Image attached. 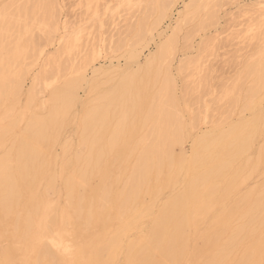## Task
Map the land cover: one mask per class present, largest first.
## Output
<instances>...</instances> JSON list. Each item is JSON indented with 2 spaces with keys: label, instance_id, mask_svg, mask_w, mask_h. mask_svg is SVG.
Here are the masks:
<instances>
[{
  "label": "bare ground",
  "instance_id": "obj_1",
  "mask_svg": "<svg viewBox=\"0 0 264 264\" xmlns=\"http://www.w3.org/2000/svg\"><path fill=\"white\" fill-rule=\"evenodd\" d=\"M14 1L17 4V1L16 0ZM21 1L22 0H20L19 2L20 7L18 6V9L15 6L16 4L13 5L15 7L13 6H12L13 8L11 7L12 10L13 9L15 10V8L17 9V12L12 11L14 12L13 14H11L12 20L5 19L6 15H9L10 13L6 14L3 12V15L5 17L3 15L2 16L4 17L5 20L4 19L1 20L0 18V24L4 25V26L2 25V29L4 27V29L6 31H9V33L12 32L13 34L12 36L14 38V39L12 38V41H4L3 40L4 33L6 32L4 33L2 32L0 34V92H1L0 96L1 97H2V93L6 92L7 90L10 91L9 93L10 95L11 92L13 93V95L15 93L21 94L22 92L24 85L23 82L25 81L24 80L25 77L20 78L21 75H19L18 78L17 77L15 78L14 76L13 80L10 83L9 75L11 72H15L12 71V69L14 70V68L16 69V67L18 68L19 65L21 64L22 54H20L21 52L19 53V51L23 48L20 49L19 47L20 46L19 42L21 41L20 36L22 35V33L28 31L27 28L28 26L30 27L29 22L36 24V25L32 24L33 28L34 26L37 27V24L40 25V27L45 28L42 29L39 27L40 31L38 32L44 30L46 33L47 28H49L48 31L52 32V33L48 32L50 33V35L53 34L54 32L61 31L58 28V26L60 25V23L58 25L59 18L57 19L56 17L60 13L59 12L60 10H57V7L59 5L57 3V0H35L36 2H33V0L32 1L24 0V2ZM170 1L173 0H169V1L150 0L145 4L144 9L142 10L143 11L142 16L139 18L138 22L136 21L137 24L134 27L135 29H131L133 27L131 25L130 28L131 32L135 30L134 33L135 35L132 34L135 37V40L131 42L144 41L142 38L146 37L148 32L150 33L151 31L157 29L161 20L165 16L166 10H168L169 7L171 6V3H173ZM213 1L215 2V0H188V3L182 6L184 12V18L188 16L186 18L188 20L190 14H192L190 13L192 12V10H194V12L195 11L197 12L198 10L204 8H208L209 10H211L209 7L211 6L214 7V5L212 4ZM99 3L101 2H98V4ZM129 3L130 2L128 1L127 4L126 3L125 4L128 5ZM132 5L133 4H131V6ZM141 5L143 4L141 3ZM7 6L6 9H8L9 12H11V10L9 9L11 5H9L8 7ZM131 6L129 5V8ZM255 6H257V4ZM126 8H128V6H126ZM3 11H4V7H3ZM57 12H59L58 15H56ZM84 12L82 11L83 14ZM91 12H93V10ZM36 13L39 14L36 15ZM100 13H102V11H100ZM90 14L92 13H89V15ZM117 15L119 16V14ZM6 18H10V16ZM128 18H126V21L128 20ZM112 19L110 20L111 22ZM186 19H184V21ZM204 20L205 22L209 23L210 14L208 10H206ZM92 22H91L92 24L95 23L94 21ZM95 26L97 28V25ZM90 27L88 26L87 28L88 31ZM81 28L82 27L78 29ZM62 29L64 30L63 31L64 34L63 35L59 34L60 35L59 40L64 41L63 43H65L68 38L70 40L72 37H74L75 39L76 37L78 38L77 32L78 31L82 32L81 31L82 29L76 30L75 31L76 34L74 35L72 34L73 35L72 36L70 33L68 34L67 31L65 32V29H68V27L65 28L63 26ZM83 30L84 32L86 31L85 29ZM31 32L32 30L30 29V31H28L27 33V36L31 35L30 34ZM42 33L43 32H41V34ZM54 35L56 34L54 33ZM156 35H157L156 37L159 38L162 36V32L161 33L158 32V34ZM31 36H29L30 39H27L28 41L24 39V41L26 42V43L24 42L26 45L25 47L28 46V51H27L28 55L27 54L26 55L28 57L30 55L31 56L35 55L34 57L36 58L35 59L36 62V60H39L40 56H42L43 52L41 49H39L40 50L39 52H37L38 50H35L33 52L34 54L33 55L32 53L31 54L29 53L30 52L29 48L31 47L32 50L31 49L30 50L33 51L34 48L39 47L38 43L40 39L37 38L38 39L37 43L36 41L34 43L33 38H35L36 40V37H40V36H36V35L34 36V33ZM44 36L46 37L47 35L45 34L43 35V37ZM173 36L174 33L173 30H171V34L169 35V37L165 38V41L163 40V42L158 45L155 44L156 45V50L154 51L155 53L153 52V55L150 54L151 56L149 57L145 56L143 63L140 62L138 56L139 52L141 51L131 49L127 53L125 52L127 56L126 58L124 56L123 57L126 60V64L132 63L135 65L136 68L133 70L129 65V67L133 71L131 69H128L131 71H126L124 74H122L118 82H116V84L112 88H110L107 92H104L101 95L96 94L98 85L94 80V78H95V74L98 73L99 71L98 68H92L91 77L88 76L89 77L88 78L87 76H85L84 72L81 73L84 67L81 69L79 66V68L81 69L80 72L81 74L73 77L67 76L68 78L64 76L66 79L61 84H56L57 82L53 84L52 82L51 86L49 87V89L51 87L52 89H51V94L48 97L49 110L46 109V111L48 110V113L46 112L47 116L41 117L37 115L36 117H32L31 115H29L30 112L28 111L29 112L28 116L30 117L26 120L24 129H22V133L19 135L20 146L19 143L16 142L19 148L16 151L14 149L13 152L10 151H7V153L4 152L5 155L3 154L2 155L3 157L2 158L0 157V219H1V214L8 215V213H14L12 220L13 233H14L13 238L18 247V251L22 255L21 264H264V182L262 184H259L258 181L257 182L258 185L257 184L254 185L256 187H254V189L252 188L253 189L252 191L250 192L248 191L246 194L242 193V195H240L239 198L236 196L238 198V199L236 198L237 199L236 204H232L231 202H230L231 204H229L226 202L224 198L228 194L230 195L233 194L237 188H240L239 186H242L243 185L242 183H244L246 177H248L245 174V170H244V166L246 165V164L244 165V162L248 158H246L245 161L244 159H241L244 161V162L241 161L243 162L244 166L239 164L241 165L240 166L241 169L243 167L242 170L237 164L239 167V169H237L236 167L238 174L237 173L232 174V172H235L234 170L231 172V175H229L230 172L228 173V169L230 171L233 165L236 164V162L240 160V158L245 156L247 152H249L250 142L253 140L250 139L251 138L250 136L252 134L254 136V134L256 133L254 132V130H256L254 129V127L260 129L258 126H260L261 123L260 122L259 125L257 124L258 126H256L255 125L256 123L254 124L253 122L254 121L253 117H255L256 115V118H258L256 121L259 122L258 120L264 116L260 115L261 113H258L257 111L256 114L252 116V118H250L248 121L239 120L240 123L235 122L237 124V127H235L236 125L235 123L234 125L232 124L234 127L232 128L230 126L232 128L231 130L229 129L227 131L226 129L224 130L220 128V131H217L216 133L214 130L213 131L214 134L213 133L209 134L208 132H204L200 136L198 135L199 136L198 138L196 139L194 138L195 141H193V149L191 148L192 153L191 151L189 152V154L191 153V155L187 156V154L181 147L184 138L182 139V137L180 136V134H182V131L179 128L180 121L178 119V116L176 115V112L174 111V108L176 106L175 104L177 101H176V95L172 87L173 85L175 86V82L171 86L170 84L173 82L170 81L169 83V81L166 79V75L165 74L161 75L165 77H162L164 78L162 83L158 87V90L156 92L154 91L155 93L153 92L154 94L150 98L147 93L145 94L146 88L142 86V84H147L145 81H143L146 78L147 74L149 72L151 73L152 70H155L154 68L156 67L155 65L156 61L159 58L165 59L166 58L165 55H167L168 51H169L168 57H170V54L172 53L173 50L170 51L169 48L171 45H173L172 44L173 39H171ZM18 37H20L19 42L15 40V38ZM49 38L54 39V36L51 35ZM96 38H93V40H96ZM152 38L153 37L149 38L151 39V42L154 41V38L153 39ZM52 39H49V41H51ZM74 40H72L71 42L75 43ZM77 40L76 42H78ZM120 40L118 39L116 42L113 41L115 42V44L113 45H115L114 51L116 50V52L118 50L120 51L121 50L120 48L123 47L124 39L123 41ZM91 42H93L92 46L91 44L89 45L92 48L94 47L95 42L94 41ZM45 43H47V41L44 42V44ZM34 44H36L37 46L35 45L34 47ZM68 44L67 46L66 44H61L60 47L64 48L66 46L67 47L66 49H68ZM97 46L98 45H96V48ZM137 47H139V45ZM58 48H56L57 51H59ZM60 49L62 52L63 49L62 48ZM65 50L63 52H65ZM55 52L56 51H54V53ZM256 52H257L256 53L257 61L254 63V65L252 64L253 65L252 68L255 71L259 72L256 74L259 75V77H254L255 75L254 74L253 75V77L255 78V79L253 78L254 84L251 82V85L253 84L252 89H254V91L256 90V93L259 96V93L261 91H264V47H260ZM59 53L60 51L55 54L59 55ZM125 53L123 55H125ZM34 57L32 59L30 58V60L34 61L33 60ZM49 57L51 56L48 55V58ZM52 57L55 58V56L53 55ZM26 59L29 60V58L27 57ZM45 59L47 60V58ZM45 59H43L42 60L43 62L42 61L41 62L42 63L46 62L44 61ZM79 59L82 61L81 58ZM91 59H93V57H91ZM58 60L59 59L55 58L54 61L57 62ZM85 60L83 58V61ZM94 60L93 61L91 60V63H93ZM109 60L112 61V59ZM26 61H24V64ZM32 61L29 64L35 65L34 64L35 62L33 63ZM54 61L51 62L54 63ZM88 61L89 60L87 59V62ZM111 61L108 62V66H107L108 68L113 66V62ZM47 62L49 63V61ZM78 64L81 65L80 63ZM85 64L91 65L89 63L87 64L84 62L83 65ZM21 65L23 66V64ZM61 65L63 66L62 63ZM28 66L30 67V65ZM50 67L52 68V66ZM76 67H78V65L77 66L75 65V69H77ZM86 67L87 66H85V68ZM60 68L61 67H59V69ZM65 68L66 67H64V69ZM55 69L53 70L54 72H56ZM67 69L65 70L67 71ZM179 69L181 68L179 67ZM41 70L42 68H40L39 71H36V73L32 78V86L36 87L35 90L39 89V87L37 88L39 84H43L41 83V81L43 82L44 79L46 78L48 79L49 76L50 79L53 78V74H54L53 71L51 76L49 73H47L48 71H44L45 70L44 68L42 71ZM48 70L50 71V69ZM72 70H74L73 67ZM164 70L162 71V73L164 72ZM120 71H122V69H120ZM76 72L77 71L74 72L72 71V73L74 74ZM18 73L24 74L25 76V71L22 73L17 72L16 75H18ZM63 74L66 75L64 72ZM12 75H15V73ZM55 75H57V72ZM82 82H85L88 86H90L89 92L92 93V97L89 100V109L86 110L81 117L82 118L81 129L80 126L78 125V128L81 130L79 131L81 133L80 135H78L77 133V136H80V142L82 146H86L87 151L85 153L75 152L73 155L71 154V157L66 163V171L68 169V172L65 178L62 179L64 180L62 184L63 185L62 188H64L65 191L64 205L59 213L60 225L57 229H55L56 225H53L54 217L51 214L52 211L49 212L53 218H50L49 221L46 220L48 219V217L45 218L46 210L51 209L52 207L50 208V206L47 205L48 206L47 209L45 208L46 202L44 195L39 192L33 194L32 189L34 188H31V185H29V183L33 182L36 178L35 172L33 170V165L35 164V162H38L36 161V159L39 158V157L37 158V156L41 154L39 152L41 151V149L44 146V143L48 139L49 132L51 130L53 131L57 130V133L61 131L60 127L62 126L61 124L63 123V121H60L62 122L60 123L58 119L61 118L62 115L66 116L67 114H69L71 110L74 108V106L77 107V104L80 102L77 92L78 89H80L81 87L80 85ZM254 85L259 87L255 88ZM249 88L251 89V87ZM250 89L247 90V92L252 95L251 92H253V90L251 89L252 90L251 91ZM38 91H36L37 95L39 93ZM31 92L29 93L30 95L28 94V99L30 100V104L32 103L31 101H33L32 97L34 95V94L31 95ZM48 92L50 93V91ZM248 93H246L247 96ZM261 96L264 97V94ZM250 97L252 98V96ZM262 97H260L261 98L260 102H262V100L264 99ZM10 98L12 97L10 96ZM251 98L250 100L253 101V98L252 99ZM257 99H259V97ZM5 100H7L6 97ZM246 102L253 104L248 99H246ZM258 103L259 102H257V104ZM2 104H4L3 100H2ZM27 104H29V101L27 102ZM244 104L245 103L243 102V106ZM27 106L29 107V105ZM246 106L244 108L247 109L248 106L247 107ZM252 106L253 105H251V108L254 109ZM260 106L261 107L259 108H262V104ZM239 107L242 106L239 105ZM137 108L140 116H142V118L140 117L142 122L140 124L142 131L148 125L145 134H143L145 135L144 138L140 135L142 137L140 141L142 140L145 144L140 149L139 145L141 144V142L139 144L138 142L139 139H138L137 145L133 143L129 146L127 152L115 156L117 161H119L122 164H125L128 161L130 163L129 169L128 171L126 170L127 172L125 173L124 180L121 183L122 186H120L119 174L116 175L112 171H109V173H107L106 171H104V165H106L107 163L106 160L108 159L110 152H112L114 145L118 140L117 135L120 132H122L125 125L129 123V118L131 117L133 112L136 111ZM42 109L41 111H43ZM10 112L12 113L11 110ZM73 112L75 111H72V113ZM23 115L26 116L25 113H23ZM110 115L114 118L113 120L115 122L114 125H112L113 129H111L109 134L107 135L108 138L106 139L105 137L106 140L101 144L102 146L101 145L98 146L99 141L101 140L100 139L101 133L103 132L104 129L107 128V125L110 123L111 120L109 118ZM258 115L262 117H257ZM263 115H264V111H263ZM8 116L9 115H7V117ZM263 119L264 118L260 119V121ZM20 121H21V117H20ZM70 122L72 123V121ZM262 123L264 124V122ZM6 125H8V122L6 123ZM214 126L212 129H216L214 128ZM261 131L264 130L262 129ZM207 133L209 135H205ZM232 133L235 134L232 135ZM229 135H231L232 137L231 136L229 137ZM256 135H258V133ZM14 138L16 139V137ZM71 139H69V142ZM132 140L135 141V139L133 138ZM64 144L67 145L66 143ZM70 144L72 143L70 142ZM73 146H74L73 148L75 149L76 144ZM175 146L180 147L179 151L176 152L174 150ZM63 148H65L64 145ZM137 148H139L138 153H136L135 155L134 152L136 151L135 149ZM252 149H251L252 151L251 153L254 154L253 152L254 150ZM259 149L260 148H258V153L256 154L257 164L260 160H262V155H263L262 149L261 150ZM67 155L69 156V154ZM253 159L254 158H252V160ZM250 162L252 161L250 160ZM35 166H37V164H35ZM119 166L120 165H118V167ZM252 166H253V172L254 170L256 172L257 169L256 167H254V164ZM57 169H59V167H57ZM261 170L263 171V167ZM250 172L248 170V174L252 175L253 172L252 173ZM261 173L262 172H260V174ZM260 174H258V176H260ZM52 176L51 179H53ZM56 176L57 174L55 175V177ZM96 178L100 179L99 184L96 186L90 185V181ZM51 179L50 181L47 180L48 183L49 182L53 183ZM247 181H249V179ZM253 183H255L254 180ZM178 184L181 186L180 189L178 187V189L176 190L174 186ZM50 186L49 188L52 187ZM60 186H59L58 196L60 194L59 193L60 190H62L60 189ZM165 192L166 193L169 192L167 194L168 197L164 200L162 204L157 206L158 208L155 210L154 205L162 201L163 199L162 196ZM23 198H26V200H24ZM229 199L231 200V198ZM229 199L228 202L230 201ZM22 203L27 204V209L25 212L20 211L21 210L20 207L22 206ZM54 204H56V202H54ZM53 214L56 215V213ZM144 220H147V222L145 223L148 224L142 222ZM113 223L117 224V228L115 230H111L113 227L112 226ZM194 237L196 238V240L201 241L199 246L197 244H194V242L191 245ZM119 257H121L120 262L118 261Z\"/></svg>",
  "mask_w": 264,
  "mask_h": 264
},
{
  "label": "rangeland",
  "instance_id": "obj_2",
  "mask_svg": "<svg viewBox=\"0 0 264 264\" xmlns=\"http://www.w3.org/2000/svg\"><path fill=\"white\" fill-rule=\"evenodd\" d=\"M8 1L10 4L8 3ZM16 1H17V4L15 3L14 0H12V1L11 0H0V15H1L0 18H1V20H3L5 17L3 15V12L6 14L10 13L9 15L5 14L6 17L10 16V18L5 17V19L12 20L11 14H13L14 12H17L18 6L20 7V5H19L20 0H16ZM28 1H32V0H28ZM97 1L101 2V3H99L100 5L98 4ZM106 1L107 0H101V1L100 0H57V3L59 4L58 5L59 8L57 7V10H60L59 11L60 13L57 12L56 15H58V13H59V15H58L59 17L58 16H56V17H57V19L59 18L58 25H59V23H60V25L58 26V28L61 31L54 32L56 35H54V33L51 34L54 36V39H52L53 37L49 38L51 36L50 33H52L51 31H48L49 28H47L46 33L44 30L43 31L41 30V32H43L41 34V32H38V31H40V29H39L40 25L37 24V27L34 26V28H33L32 24H34V23L29 22L30 27L28 26L27 29H28V31H30V29L32 30V32L30 34L33 35V33H34V36L35 35L40 36V37H36V40H35V38H33L34 43H35V41L37 43V40H38L37 38L40 39L39 40L40 44L38 43L39 47L34 48L33 51H31L32 50L31 47L29 48L30 54L31 53L33 54V52L35 50H38L37 52L40 51L39 49L42 50L43 54L39 58L40 61L36 60V62L38 64L35 62L36 58L34 57L35 56L34 54H33L34 56L30 55L31 57L27 56L28 55L27 54L28 46L25 47L26 42L24 41V39H26L28 31H26V32L24 31L25 33H22V35L20 36L21 38L20 37L15 38V40H17L18 42H19V38L21 39V41L19 42L20 43V46H19L20 49L23 48L19 51V53L21 52L20 54H22L21 64H23V66L28 64V65H30V67L28 65L23 67L20 64L18 68L16 67V69L13 67L14 70L12 69V71H15V72L10 73V75H12L14 73H15V75H12V76L9 75L10 83L13 80L14 76H15V78L16 77L18 78L19 75L22 76V77L20 76V78L25 77L24 78L25 81L23 82V80H22L24 85L22 83L23 89H22L21 94L15 93L13 95V93L11 92V95H10L9 94L10 91L7 90L6 92L2 93V97L0 96V122H1L0 123V157L1 158L3 157L2 155L4 154V152L5 153H7V151L13 152L14 149L16 151L19 148V146H20L19 135L22 133V129H24L26 120L30 117V116H28L29 112H30L29 115H31L32 117H36L37 115L41 116V117L47 116V113L49 110V107H48V105H49L48 99L49 98L48 97L50 96L51 89H52V87L50 89H49V87L51 86L52 82H53V84L56 82H57L56 84H61L66 78H68L70 76L73 77V76L79 75L83 72H84L85 76L91 77L92 68H98L99 74L96 73L98 75L95 74V78L94 77L93 78L98 85V89H97L96 94L101 95L104 92H107L110 88H112L116 84V82H118V80L122 74H124L126 71H131L132 69L134 70L136 68L135 65L132 63L126 64L125 58L127 56L126 53L128 51H130L131 49L141 51V52H139L138 56H139L140 62L143 63L145 56L149 57V56L153 55V52L156 50V45L162 43L163 40L165 41V38L169 37V35L171 34V30H173L174 36L171 38V39H173L172 40L173 45L170 46L171 49L169 48V50L170 51L173 50L171 53L173 56L170 54V57H168L169 56V51H168L167 55H165L166 56L165 59L159 58L155 63V65H156V67L154 68L155 70H152L151 73L149 72L147 74L146 78L143 80L147 84H142V86L146 88L145 94L147 93L149 95V98H150L158 90V87L160 86V84L162 83V81L164 79L162 77H165V76H161V75L165 74L166 79L169 81V83H170V81L173 82L170 84L171 86L175 82V86L173 85V87H172L173 91L176 95V101H177L175 104L176 106L174 108V111L176 112V115L178 116V119L180 121L179 128L182 131V134H180V136L182 137V139L184 138L181 147L185 151L187 156L191 155V153H192L191 150L193 149V141H195L194 138L195 139L198 138L202 133L208 132L209 134H212V133L214 134L213 131L215 130V133H216L217 131H220V128H222L224 130L226 129L227 131L229 129L231 130L234 127L233 125L235 122L240 123L239 120L248 121L250 118H252V116H254L256 114L257 111H258V113H261L260 115L264 116L263 115V111H264V101L263 100L264 99L262 100V102H260L261 101L260 97H262L261 95L264 94V91H261L263 93L260 92L259 96H258V94L256 93V90L254 91V89H252V85L254 84L253 78L259 77V75H256L259 72L255 71L252 68L254 63L257 61L256 60L257 59V57H256L257 52L256 51L260 47H264V0H218V1L215 0V2L214 1L212 2L214 7L213 6L209 7L211 10H209L208 8L198 10L197 12L196 11L194 12V10H192V12H190V13H192V14H190L191 19L189 17L188 20L186 19L188 16L184 18V12H183V7H182V6H184V4L188 3V0H175V1L173 0V1H170L173 3H171V6L169 7V9L166 10L165 16L161 20L157 29H155L154 31H151L150 32L151 34L148 32L146 37L142 38L144 41H138V42L137 41L131 42V41L135 40V37L133 36V35H135L134 34L135 30L131 32V29H135L134 27L136 26L137 22L139 21V18L142 16V13H143L142 10L144 9L145 4L147 2H149L150 0H132V1L131 0H108L107 2ZM126 1L127 2L129 1L133 5L131 6L130 3L128 5H126L127 4ZM165 1H169V0H165ZM21 2H24V0H22ZM33 2H36V1L33 0ZM216 2H218V3H216ZM141 3L143 5H141ZM3 4H4V6H3ZM7 4H8V6L11 5L9 7L11 12H9V10L6 9ZM21 4H23V3H21ZM256 4H257V6H255ZM13 5L16 6V8H17V9L15 8L16 11L14 9L13 10L11 9V7ZM129 5L131 6L130 8H129ZM15 6H13V7H15ZM126 6H128V8H126ZM3 7H4V11H3ZM100 8H101V10H100ZM5 9H6V12H5ZM7 10H8V13H7ZM84 10H85V12H84ZM92 10H93V12H91ZM133 10H134V12H133ZM206 10H208V12L210 14L209 23L205 22V20H204ZM12 11H14V12H12ZM82 11L84 12V14L82 13ZM100 11H102V13H100ZM119 11H121V12H119ZM89 13H92V14L89 15ZM38 14L39 13H36V15H38ZM117 14H119V16ZM15 15H16V13H15ZM15 15H13V16H15ZM96 15H98V16H96ZM126 18H128L129 22H128V20L126 21ZM183 18L186 20L184 21ZM111 19H112V22L110 21ZM194 19H196V20H194ZM90 21L91 22L94 21L95 23L92 24L93 22L91 23ZM167 24H168V26H167ZM2 25L3 24H0V29H2ZM31 25H32V28H31ZM34 25H36V24H34ZM93 25H94V27H93ZM95 25H97V28ZM127 25H128V27H127ZM131 25L133 26L132 28H131ZM176 25H177V28H176ZM63 26L65 28L68 27V29H65V32L67 31V33L68 34L70 33L71 35L76 34L75 33L76 30L82 29L81 30L82 32H80V31L77 32L78 38L76 37V39H75L74 37H72L71 40L68 38L66 40L67 43L66 42L63 43L64 41L59 40L60 35L64 34V32H63L64 30L62 29ZM88 26L89 27L91 26L89 28V31L87 29ZM197 26H199V27H197ZM80 27H82V28L78 29ZM125 27H126V29H125ZM174 27H175V29H174ZM178 27H179V29H178ZM36 28H38L39 30ZM40 28H42V27H40ZM93 28H95L98 32ZM42 29H45V28L43 27ZM83 29H85L86 31L84 32ZM4 30H5L4 27L2 30H0V34L2 32L3 33L6 32V33H4V39L3 40L4 41H12V38H13L12 32L9 33V31H6V30L4 31ZM90 31H91V33H90ZM163 31L165 34L163 33ZM48 32H50V33H48ZM158 32L159 33L162 32V36L159 38L156 37L157 36L156 34H158ZM45 34L47 35L46 36L47 38L45 36H44L45 38L43 37V35H45ZM189 34H191V35H189ZM31 35H29V36H31ZM71 35H69V36H71ZM95 35L97 38L95 37ZM29 36H27V39H30ZM83 36H84V38H83ZM118 36H120V37H118ZM10 37H11V39H10ZM151 37L154 38V41H152V42H151V39H149ZM184 37H185V39H184ZM7 38H9L10 40ZM93 38H96V40L97 39H99V40L96 41V40H93ZM108 38H109V40H108ZM49 39H52L51 40L52 42L49 41ZM118 39L119 40L121 39L120 41H123V39H124L125 42L123 41L124 44H123V47L120 48L121 50L120 51L118 50L116 52V50L114 51L115 45H113V44H115V42ZM148 39L150 40V42ZM69 40H70V42L72 40H74L75 43H73V42L70 43ZM76 40L78 42H76ZM46 41H47V43L44 44V42H46ZM91 41L95 42L94 43L95 45L92 48H91V46H92L93 42H91ZM105 41L107 42V44ZM113 41H115V42H113ZM97 42H99V43H97ZM144 42H145V44H144ZM130 43H132V44H130ZM41 44H42V47H41ZM61 44H66V46L68 44V49H66L67 48L66 46L64 48L60 47ZM89 44H91V46ZM129 44H130V47H129ZM35 45L36 44H34V47H35ZM96 45H98L97 48H96ZM138 45H139V47H137ZM127 46H128V48H127ZM24 47H25V49H24ZM56 48L59 49V51L61 53V54L59 53L60 56L55 54V53L59 52V51H57ZM60 48H62L63 51L66 49L65 52H63V51L61 52ZM92 49H93V51H92ZM77 50H79V51H77ZM54 51H56V52L54 53ZM92 52L93 53L97 52V53L93 54ZM99 52H100V54H99ZM13 53H14V51H13ZM124 53H125V55H123ZM36 54H38V53H36ZM51 54L59 60L57 62L54 61L55 58H53ZM89 54L90 55L92 54L93 56L92 55L90 56ZM48 55L51 56L52 58L51 57L48 58ZM88 55H89V58H88ZM94 55L97 57V59ZM25 56L27 58H29V60H30V58L32 59L34 57V59H33L34 61H32V60L29 61L28 59H26ZM36 57H37V55H36ZM70 57H71V59H70ZM91 57H93V59H91ZM45 58H47V60ZM50 58H51V60H50ZM79 58H81L82 61ZM83 58H84V60L85 59L86 60L83 61ZM43 59H45L44 61H46V62L42 63ZM87 59L89 60L88 62H87ZM94 59H96V60H94ZM109 59H112V61ZM62 60H63V62H62ZM91 60L92 61L94 60V62L91 63ZM117 60L119 63L117 62ZM24 61H26L25 64H24ZM31 61L33 63L35 62L34 64L36 66L33 64H29ZM47 61H49L50 65ZM51 61H54V63ZM109 61L113 62V66L108 68L107 66H108ZM181 61H183V62H181ZM84 62L87 64L89 63L91 65H86V64L83 65ZM61 63L63 64V66L61 65ZM78 63H80L81 65H79ZM46 64H47L48 68H47ZM55 65L57 68L55 67ZM75 65L76 66L78 65V67H76L78 70L75 69ZM129 65L132 69L129 67ZM157 65L162 67V68L158 67ZM40 66H42V67H40ZM50 66H52V68ZM79 66L81 69L84 67L82 72H81V69L79 68ZM85 66H87V67L85 68ZM124 66H125V69H124ZM178 66L181 69H179ZM22 67L24 68L25 76H24V74H20V73H18V75H16L17 72H21V73L24 72ZM59 67H61V68L59 69ZM64 67H66L65 69L68 68L67 71L64 69ZM72 67L74 70H72ZM164 67H167V68H164ZM40 68H42V70L44 68L45 69L44 71H48L47 73H49L51 76H52V71L56 68L55 71L57 72V75H55L56 72L53 71L54 72L53 78L50 79V76H49L48 79L47 78L44 79L43 82L41 81V83H43V84H39L37 86V88L39 87V89L35 90L36 87L32 86V78H33L34 74L36 73V71H39ZM48 69H50L51 72ZM120 69H122V71H120ZM128 69H131V70H128ZM164 69H166V70H164ZM61 70L66 75H64ZM163 70H164V72L162 73ZM72 71L73 72L77 71L78 73L76 72L74 74V73H72ZM167 71L170 73H168ZM28 73H29V75H28ZM59 74H61V75H59ZM250 74H252V75H250ZM253 75H254V77H253ZM60 76H61V78H60ZM64 76H66V78ZM112 77H114V78H112ZM155 78H157V79H155ZM112 80H114V81H112ZM102 82H103V84H102ZM251 82L253 83L252 85H251ZM82 83L80 85L81 86L80 89H78V92H77L80 102L77 104V107L74 106V108L71 110V112L69 114H67L66 116L62 115L61 118L58 119L59 122L63 121V123L60 122V123H62L61 124L62 126L60 127L61 131H59L60 134H59V132L57 133V130L56 131L51 130L49 132L48 139L46 140L43 148L39 152L41 154L37 156V158L39 157L38 159H36V161H38V162H35V164H37V166H35V164L33 165V170L35 172L36 178L33 182L29 183V185H31V188H34V189H32L33 194H36L37 192H39V193H42L44 195L45 202H46L45 208L47 209L48 206H50V208L52 207L51 209L46 210L45 218L48 217V219H46V220L49 221L50 218L54 217L53 218L54 220L53 219H51V220L54 221L53 225H56V227L54 226L55 229H57L60 225L59 224L60 223V214L59 213L61 211V208L64 205L65 191H64V188H62L63 187L62 184L64 181L62 179L65 178V176L67 175V172H68V169L66 171V163L69 160V158L71 157V154L73 155L75 152L76 153H85L87 151L86 146H82V144L80 142V136H77V133H78V135H80V133H81L80 132L81 131L80 130L81 129V119H82L81 117L84 114V112L89 109V100L92 97V93L89 92L90 86H88L85 82H82ZM105 85H107V86H105ZM249 87H251V89L253 90V92H251L252 95L247 92V90L250 89ZM254 87L257 88L259 86L254 85ZM30 88L34 89V90H31ZM33 91H34V93H33ZM36 91L39 92L38 95H37ZM41 91H42L43 95L41 94ZM48 91H50V93ZM30 92H31V95L36 94L35 97L33 95V97H32L33 101H31L32 102L31 104H30V100L28 99V94ZM246 93H248V96ZM256 94H257V96H256ZM0 95H1V92H0ZM7 95H8V97H7ZM249 95L252 96L253 101L250 100L251 97ZM3 96H4V98H3ZM10 96L12 98H10ZM5 97L7 100H5ZM258 97H259V99H257ZM245 98L248 99L253 104H250L249 102L247 103ZM254 98H256L258 101ZM262 98H264V97H262ZM35 99H37V100H35ZM2 100H3L4 104H2ZM18 100H20V101H18ZM28 101H29V104H27ZM256 101L259 103L257 104ZM243 102L248 106L247 109L244 108L246 105L244 104V106H243ZM42 104H43V106H42ZM177 104H179V105H177ZM259 104L260 105L262 104L263 109L259 108V107H261ZM27 105H29V107ZM239 105L242 107H239ZM251 105H253L252 107L254 109L251 108ZM177 107H179V108H177ZM255 107H256V109H255ZM84 108H85V110H84ZM20 109L23 111H21ZM41 109L43 111H41ZM46 109H48V110L46 111ZM241 109L242 110L246 109V110L242 111ZM258 109H260V110H258ZM10 110L12 111V113L10 112ZM33 110L35 111V113ZM114 110H115V108H114ZM72 111H75V112L72 113ZM249 111L250 112L252 111L251 114ZM23 113H25L26 116H24ZM10 114H11V116H10ZM78 114H79V116H78ZM7 115H9V116L7 117ZM19 116L21 117L22 122L20 121ZM262 116L258 115L257 117H262ZM140 117L142 118V116H140V114L138 112V108H137L136 111L133 112V114L129 118V123L126 124L123 131L120 132L122 135L120 133L117 135L118 140H117L116 144L114 145L112 152H110L108 159L106 160V162H107L106 165H104V171H106L107 173H109V171H112L116 175L119 174V179H120L119 185L120 186H122L121 183L124 180L125 173L129 169L130 163L128 161L125 164H122L119 161H117L115 156H117L121 153L127 152L128 148L131 144L134 143L137 145L138 139H139L138 140L139 144H140V142L142 144V145L140 144L141 146L139 145L140 149L145 144L142 140L140 141V139H142V137L144 138L145 135H143V134H145V131L147 130L148 125L142 131L141 125H140L142 122H141ZM109 118L111 119L110 123L107 125V128L104 129L103 132L101 133V136H100L101 140L99 141L98 146H100L108 138L107 135L109 134L110 130L113 129L112 125H114V123H115L113 120L114 118L111 115L109 116ZM244 118H246V119H244ZM262 118H264V117H262ZM262 118H260V119H262ZM11 119L14 121H16V119H17V121H16L17 124H16V122L12 121ZM253 119H254L253 122H254V124L256 123L255 124L256 126H258L260 122H261L260 123V126H261L263 124L262 122H264V119L261 121L259 119L258 120L259 122H257L256 120L258 118H256V115H255V117H253ZM70 121H72V123ZM107 121H108V119H107ZM7 122H8V125H6ZM78 125L80 126V129L78 128ZM228 125H229V128H228ZM213 126L216 129H212ZM260 126H258V127L260 129L262 128L264 130V124L261 127ZM235 127H237V124L235 125ZM64 128H65V130H64ZM217 129H219V130H217ZM254 129H256V130H254V132H256V133L254 134V136H253V134L250 136L251 137L250 139L251 140L253 139V140L250 142L249 152L246 153L248 155L249 153L252 152L251 149L254 148V149H252V150H254L253 151L254 154L253 153L249 154L250 155V156L248 155L249 157L245 154V156H243L242 158H240V160H238L239 163L237 161L236 164L233 165L234 169H233V167H232V169H230V171L228 169V173L230 172L229 175H231V172L234 170H235V172H232V174L233 173L236 174L237 173L236 167H237V169H239V167L241 165H243V162L246 160V158H248L245 161L246 163L244 162V165L245 164L246 165L245 166L243 165L244 170H245V174L248 176L245 179L246 183L244 181V183H242L243 185L241 184L242 186H239L240 188H237L233 194H231V195L228 194V195H226V197H224L226 202L229 204H231V203L236 204L239 196L242 195V193L246 194L248 191L249 192L252 191L254 189V187H256L254 185H256V184L258 185V183H257L258 181H259V184H262L264 182V175H263L264 174V144H263L264 143V131H261L262 129L260 130L256 127H254ZM72 130L74 131V133ZM208 133L205 135H209ZM257 133L260 137L258 135H256ZM234 134L235 133H232V135H234ZM57 135H60L61 138H60V136H57ZM74 135H75V137H74ZM230 136L231 135H229V137ZM14 137H16V139ZM105 137H106V139H105ZM132 138L135 139V141H133ZM60 139H61V141H60ZM69 139H71L70 142L73 145L76 144L75 149L73 148L74 146L72 144H70ZM254 139H255V141H254ZM191 140H192V142H191ZM253 141H254V143H253ZM16 142L19 143V146ZM64 143H66L69 146L65 145ZM63 145L65 148H63ZM258 145L261 147H259ZM257 146H258V148H260L259 150L262 149V151H263L262 160H260L258 162V164L256 163V160H257L256 154L258 153ZM66 147H68V148H66ZM62 148H63V150H62ZM70 148L74 149V150H71ZM139 148L135 149L136 150V151L134 150L135 152L133 151L135 153V155H136V153H138ZM174 148H175L174 150L176 152L179 151V149H180L179 146H175ZM65 150H66V153H65ZM62 151H64V152H62ZM70 151H71V153H70ZM190 151H191V153L189 154ZM62 153L64 154V156ZM52 154H53V156H52ZM67 154H69V156ZM58 157H59V159H58ZM114 158H115V160H114ZM249 158L252 162H250ZM252 158H254V159L252 160ZM241 159H244V161ZM241 161H243V162H241ZM253 162H255V163H253ZM57 163H59V164H57ZM237 164L238 165L241 164V165H239V167H238ZM253 164H254V167H256V169H257L256 172H255V170L253 172V166H252ZM118 165H120V166L118 167ZM35 167L37 170L35 169ZM57 167H59L60 170L57 169ZM64 167H65V169H64ZM246 167H247V169H246ZM258 167H259V169H258ZM262 167H263V171L261 170ZM117 169H118V171H117ZM240 169H241V167H240ZM242 169H243V167H242ZM248 170H249V172L251 171L250 173L253 172L252 175L250 174L252 176V178L248 174ZM258 171H259V173H258ZM56 172H58V173H56ZM123 172H124V174H123ZM260 172H262V173L260 174ZM54 174L55 175L57 174V176L55 177ZM258 174H260V176H258ZM51 176L53 177V179H51ZM50 179L52 180L53 183H51V182L48 183L47 180L50 181ZM248 179H249V181H247ZM253 180L255 183H253ZM54 181H56V182H54ZM99 181H100L99 178L93 179L90 181V185L96 186L99 184ZM249 182H250V184H249ZM48 185L49 186L51 185L52 187L50 186L51 188H49ZM178 185L174 186V188L176 190L178 189V187L180 189L181 185H179V186ZM59 186H60V189L63 190V192H62V190H60L59 193L61 195L59 194V196H58ZM247 186H249V187H247ZM244 187L246 190L244 189ZM38 188H39V190H38ZM242 188H243V190H242ZM238 189H239V191H238ZM45 193H46V195H45ZM165 193L162 196V198H163L162 201L158 202L157 204L154 205L155 210L158 208L157 206L162 204L164 202V200L168 197L167 194L169 192H167L166 194ZM234 197H235V199H234ZM229 198H231V200ZM23 199L26 200V198H23ZM228 199L230 200L229 202H228ZM47 201H49V202H47ZM54 202H56V204H54ZM50 203H51V205L53 203V205L51 206ZM53 207H54V209H53ZM20 209H21L20 210L21 212H25L27 209V204L22 203V206L20 207ZM55 209H57V210H55ZM49 211L50 212L52 211L51 214L53 217L50 215ZM53 213H56V215ZM3 215L4 214H1V219H0V264H21L22 255L18 251V247H17L15 240L13 238L14 233H13L12 220H13L14 213H8V215H4V216ZM142 222L145 223V222H147V220H144ZM145 224H148V223H145ZM112 226L113 227L111 230H115L117 228L116 223H113ZM194 238H193L191 245L194 242V244H197L199 246L201 241H198V240H196V238L195 239ZM118 261L119 262L121 261V257L118 258Z\"/></svg>",
  "mask_w": 264,
  "mask_h": 264
}]
</instances>
